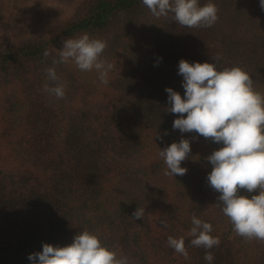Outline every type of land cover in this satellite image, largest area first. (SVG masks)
<instances>
[{"label":"trees","instance_id":"obj_1","mask_svg":"<svg viewBox=\"0 0 264 264\" xmlns=\"http://www.w3.org/2000/svg\"><path fill=\"white\" fill-rule=\"evenodd\" d=\"M209 2L218 8L212 27L156 18L141 0H82L45 33L0 40V264H32L45 243L67 246L85 230L129 264H208L206 251L212 264H264V241L236 235L207 182L206 158L222 145L173 129L179 114L168 111L165 89L185 92L181 59L239 66L264 93L260 0H199ZM4 10L0 0V33ZM83 34L107 43V84L71 60L53 64L63 41ZM49 67L62 99L44 90L54 86ZM182 138L191 141L187 172L166 175L159 152ZM138 207L145 212L136 220ZM193 215L213 225L218 246L190 244ZM169 236L185 239L188 259Z\"/></svg>","mask_w":264,"mask_h":264},{"label":"clouds","instance_id":"obj_2","mask_svg":"<svg viewBox=\"0 0 264 264\" xmlns=\"http://www.w3.org/2000/svg\"><path fill=\"white\" fill-rule=\"evenodd\" d=\"M151 14L168 17L187 28L212 27L218 20V8L212 3L201 5L199 0H141ZM264 10V0H260ZM106 41L83 34L78 38L63 41L59 60L53 64H66L70 60L82 72L95 70L103 84L108 83V74L113 65L102 59ZM48 53L45 52V57ZM218 59V57L216 58ZM178 74L183 77L182 96L168 87V111L179 114L173 129L181 133L195 132L222 147L214 150L206 159L212 165L207 175L209 186L220 193L218 205L233 225L236 235L246 240L264 241V93L253 86L251 75L239 66L218 70L213 62L191 63L181 59ZM48 81L45 91L57 99L65 96L64 86L55 84L59 79L55 67L46 69ZM186 114V115H185ZM191 141L182 138L159 152L166 165V175L183 176L182 167L189 158ZM240 190L258 194L241 195ZM145 209L137 208L132 217L141 219ZM190 244L210 250L220 244L219 237L211 235L213 225L192 216ZM169 247L189 258L185 239L168 237ZM32 264H129L127 257L104 245L101 239L89 231L78 233L67 246L43 245L42 251L29 255ZM204 259L212 264L214 256L206 251Z\"/></svg>","mask_w":264,"mask_h":264},{"label":"rangeland","instance_id":"obj_3","mask_svg":"<svg viewBox=\"0 0 264 264\" xmlns=\"http://www.w3.org/2000/svg\"><path fill=\"white\" fill-rule=\"evenodd\" d=\"M6 14V32L14 39L45 33L59 19L71 14L82 0H1ZM8 33V35L6 34Z\"/></svg>","mask_w":264,"mask_h":264}]
</instances>
